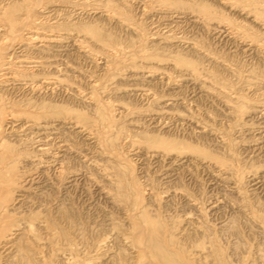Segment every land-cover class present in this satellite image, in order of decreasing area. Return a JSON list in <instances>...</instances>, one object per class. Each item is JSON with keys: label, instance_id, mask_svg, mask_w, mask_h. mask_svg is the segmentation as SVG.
Wrapping results in <instances>:
<instances>
[{"label": "bare ground", "instance_id": "bare-ground-1", "mask_svg": "<svg viewBox=\"0 0 264 264\" xmlns=\"http://www.w3.org/2000/svg\"><path fill=\"white\" fill-rule=\"evenodd\" d=\"M58 1L62 3V0H49V3L58 2ZM159 1L158 2L162 6V8H163V6H166V7L168 6L169 10H165V12L168 11V12L172 13L170 10H172L174 8L178 9V10H185L188 7L192 8L193 12H196L197 14H199L197 18L198 19L201 18L200 21L202 23V26H204V24L205 25L208 24L209 23L208 21L211 19L212 20L214 18H216V20H217V18L220 19L219 15L216 14V11L218 9L214 8V9H217V10H214L212 8L213 6L211 4H208L209 2L207 3L203 0L202 1H197V0L194 1L193 0V2L191 1L190 3L179 1V0H159ZM229 1H231V0H229ZM63 2H65L66 8L65 9L63 8L62 10L60 8L47 10L45 7L46 11H48L49 14L50 13H53V15L56 14L54 16V18L59 16L58 17L59 20L62 19L61 21H57V22L55 21L54 24L48 23L49 25L45 26L44 24H42L41 21L38 20L39 17L37 16V14H35V12L32 8L33 5L37 6L36 4L38 2L33 3L32 0H0V77L3 74H5V75L11 74V76L7 77L8 79H6V77H5L6 81H3L2 83H1V79H3L4 77L0 79V87L2 88V86H5L6 83H8V84L10 83V84H14V86H16L15 88L18 89V92L22 91L20 93V97L18 98L16 96V99H14V100L12 99V101L7 100L5 98V95H4L5 92L3 93L2 91H0V264H264V253L261 255L258 254V256L255 259H254V257H255L256 253H254L253 259L252 258L247 259L244 256L242 257V255L239 254V248L240 249L242 248V243H244L245 241L239 239L241 242V245H239V242H238L239 240H237V242H236V240H234V241H231V239L229 240V237L232 235H234V237H235V235L237 234L238 238L240 237V235H242V234L238 235L239 231H237V230H239V229H237L236 227H233L232 224L229 226L228 222L227 223L225 222L226 224L223 223L220 226L217 225V229H216L215 226H213L210 223V221L208 222L204 218L205 217L204 216L205 208L203 211V209L200 208L201 206H199V205L196 206V202L194 201L193 198H191L192 195L190 197L187 193L184 195L182 194L183 198L185 200V204L189 205L190 207L195 209L196 213L193 212L192 215L190 213L189 214L187 213V215H184L183 217L179 216V215H177V216L172 215V213L171 214H167V213L162 214L160 212V209L162 212L166 211V209L168 210L169 207L167 208V206L169 205L170 200L167 199V200H165L164 203L162 201H160V199H159L160 196H158L159 193L157 194V192H155L157 189L153 192L152 191L153 187H151L152 190L148 194L147 197L143 196L145 193L143 190V185L141 183H143V181H145L147 178L149 179V177H145L146 179L143 178L144 180L140 182L138 179L139 177L137 178L135 176L134 171L132 169V166L130 163L131 159H129L128 154L125 156V154H123L122 149H121V141H123V139L126 140L127 138L130 137L131 139H129L130 140L129 141V147L136 144L137 145L136 148L140 147L141 150H143L145 152V155H147L148 153H153L154 155H156L154 159H156V158H158L159 160L160 159H163V160L168 159L169 160V163H168L169 167L166 168L167 171L166 172L164 171L165 166L163 168L164 169L163 171L165 172L164 173L165 175L164 174L163 175L166 178H168L171 175L170 171H169L170 168H171L170 170H173V167L175 166L176 171L180 170L179 167L183 165L185 160H186V163H188L189 160L191 161V163H193L192 162V159H193V160H195L194 162L196 164L200 163V167L202 164L203 167L208 168L207 170H209V168H210L212 171V168H213L215 173H213V172L212 173L214 175L216 174L215 176L222 177L220 180H223L226 184L228 183V185L232 184L233 188L235 190H237V194L239 197L237 196V194H236V197L240 198V201H241V204H240V206H238L237 210L244 212L245 210L247 211V209H246L248 207L247 202L250 201V200L247 201L249 194H245L244 190H243V187L245 186L244 179L246 177L244 178L243 175H241V172H243V171L239 172L240 167L238 168V166L241 164L238 165L237 164L238 162L236 161L237 163L234 162V164H235L234 165L233 163H229L227 161V157H229V155L231 157V155L233 154V153H231V151L233 149L230 147L236 146V144H237L236 140L237 139L235 140L236 141L235 142L234 140H232L233 138L227 137L228 143H227V141H225V142L227 145L229 144L231 154H229V155L227 154L228 156L225 159L224 157L222 158V156H223V154H225L227 152L224 153V151L222 150L221 152H223V154H222V156H219V155L215 154L214 152L207 150L208 148L204 149L205 147L202 148V146L199 147V146H196V144L194 145L192 143V141H191V143H192L191 144L188 141V139L185 140L184 138L181 139V138H176V136H168V134L167 135L164 134L165 128L163 129L164 130L163 133L161 131H159V133H155L156 131H154V132L150 131L149 132L147 130H140V132H138L137 129H140L141 128L140 127V128L136 129L137 133H136V135L134 133L135 137H132V135H130V133L128 132V129L130 127H127V126L130 125V126L135 127V128L139 127L140 124L137 126V123L139 121L137 120V122H136V119H135L136 117L134 118L135 121H133L132 115L133 114L134 115L136 114V116L140 115V113L143 112V110L141 111V108H140V111H141L140 112L138 110H134V108L137 109V107L132 108V106H129L128 103H129L130 99L129 100L126 99L128 102L124 103V99L122 101L120 98H118L120 100H117L116 98L121 97V95L124 96V95H130V94L132 96H135V95H133V93L135 94V92H138V91L141 92L143 95H147V94L149 95L150 92H152V93L156 92V91L153 92V90L151 91V88L145 87L146 85L144 86L143 82H141L142 87H138L139 86L138 84L140 83V81H144L146 83H149L150 82L149 80H152V76L154 75L156 70L157 69L159 70V68L155 69V66H157V64H160L161 62L163 63L164 61H166V62L168 61V63H169L171 61L172 63H174L175 67H179V70H180V68H182V70L183 69L186 70V76L187 77L189 76L191 78L189 80L190 81L192 80L194 82V84L196 83L195 85H199L198 90L201 89V92L204 91L206 94V93H208L207 90L211 89L212 92H214L218 95V96L216 95L217 98H219L220 96H221V98L225 97V99H223V101L226 104L228 110H231V111H229V113L231 112V114H232L231 116H234L236 118V122L243 121L245 119L244 117H246L247 115L248 116L249 115L258 116L259 118H261V120H263L262 118H264V107H263L264 104L260 105L259 102H258V104H257V102L256 103L247 102L245 100V98L240 96V95H233L231 97L227 96L229 93V91H226L227 85L224 82L220 81L221 79H219V77L216 76L217 74L216 75L211 74V73L209 74L208 72H207V74H205V72H203V70H202V69H204L201 67V66H204V65H201L202 60L204 58L207 61L209 60L208 50H207V54H208V56H207L204 53L206 50L203 48L201 50V47L197 44V42L194 39H190V38L189 39L185 38L186 40H183V38L179 39L174 34L172 35V32L169 33L171 28L169 27L170 28L169 29L165 25H164L165 28L169 29L167 31L166 35L163 34V36H159V34L157 32L155 34L156 35L158 34L157 35L158 38L156 36H154L157 40L156 39L154 40V38L152 37L153 40L152 39L151 40L153 42L150 40L147 41V42L153 43L150 48L148 47V45L147 46L141 45V47L139 49L136 48L137 50H135L134 52L132 51L128 55V57H129V58L127 57L128 59H126V56H124L125 58L123 57L124 58L123 59L121 57V55L123 54L122 50H123L124 45H122V43L119 42V39L117 38V36L113 32H111L105 28V25H106V23H107V25L109 24L108 21L113 20L114 23L116 22V24H119L118 26H120V28H121V26H123V28H124V26H126L127 29L131 28L130 16L128 15L127 10H125V9H127L126 7L128 5L127 4L128 0H63ZM248 2H249V0H248ZM251 3H252V7L250 8V11L255 13V18H257V19L260 18L261 20L264 21V8L262 9L257 5L258 1L251 0ZM260 3L261 2H259V4ZM262 4H263V2H262ZM172 5L173 6L176 5L179 7L177 8L174 6L172 8ZM246 5H248V4H246ZM87 10L97 11L95 13H99L100 15L97 16L96 18L97 19L99 18L103 21L107 20V22L104 21V22H106V23H104L101 20H100L101 21L100 22L99 20H96V18L94 16H92L93 17L92 19H90L91 18V16H90V18L88 20H84L83 19L84 17L82 18V16L84 15L85 12H87ZM46 11H44V13ZM55 11H57V13H55ZM62 12L65 15L60 16L59 14ZM165 12L163 10V13H165ZM174 12H176V11H174ZM196 13H194V14H196ZM45 15L47 16V13H45ZM88 15H89V13H88ZM187 15H188V13H187ZM168 17H167V19H168ZM170 17L172 18V16H170ZM46 18H48V17H46ZM40 19L42 20L43 17ZM198 19L195 18L194 22L195 23L200 22ZM162 21L167 22L165 20H162ZM172 23L173 22H171L170 25H172ZM161 24H159V25H161ZM219 24H220V22H219ZM207 27H208V25H207ZM165 28H163V29H165ZM156 29H158V28L156 27ZM27 30H30V31L26 32L27 36L26 37L23 36L24 37L23 38L21 33L24 31H27ZM37 30H42V32L45 34L41 36L37 32L36 33L33 32V31H37ZM43 30H45V32ZM52 31H54L56 34H54V33L53 34L52 33L46 34V32H52ZM133 31H135V34L137 36H139V33H138L139 30L137 31V29L135 28ZM156 31H158V30H156ZM163 33H165V32H163ZM140 35H141V32H140ZM153 35L154 34H152V36ZM17 39L18 40L20 39L21 41H16ZM137 39L141 40L143 38L139 39L137 37ZM64 41L72 42L71 45L74 46L75 50H77V51H75V50H72V51H75L76 53L80 52V54L84 57L94 56L95 52H94V48H92L93 46H95V47L97 46L100 48V49L99 48H97V49H99L101 54L103 55V56L101 55L103 60H104L103 65H105V67L104 66L103 67L106 68V71L109 72V74L104 73L106 71L103 72V74H108L107 75L108 77H106V79L103 78V80H104L103 85L100 84L101 86L98 87V85H96V83H95L94 85H91V87H89L90 85L88 84L89 86H87V87L91 88V91L88 93V91L86 90L87 91V93H86L84 91L85 86H84V89L82 88L83 90L79 86L81 89V91H80V89H77V84L75 86L74 83H72V81L70 83H67L70 80H68L67 82L65 81L67 78L74 76V75H71V76L67 75L66 79H64L65 77L63 79L60 77V74H58V73H60L62 71L61 70L62 67L60 68V65H58L59 67H56L57 65L53 66L55 64V62H54V60L53 61H51V60L54 59L55 56L53 58H51L50 55L52 54V50H51L50 45L47 43H55L57 45V44L63 43ZM172 41L175 42L176 44H178L179 46L182 44H184V45L186 44L185 46L187 49L185 51H189L191 53L196 54L197 56L200 57L201 61L197 60L199 58H196V59H194V57L190 58L191 57L190 54H188V55H190L188 57L185 52H184L185 54L183 53V51L182 52L181 51H176V52L172 51V52L168 53L170 48H167L168 50H166L165 48L168 45H170V43H172ZM15 42L19 43V45H20L19 49L22 48L21 52L35 53V54H38V56L42 55L41 56L42 58L41 57L38 58L37 56L31 55V53H30V55H27L26 57L24 56V59L23 58L19 59L20 57L18 58L16 56H14L16 53L14 51L15 49L14 50L12 49L13 46L15 45L14 44ZM130 42H131L130 44L132 45L133 43H136L137 41L134 42L132 40ZM139 42L141 43L143 41H139ZM64 43H66V42H64ZM123 44H124V42H123ZM130 44H129V47H130ZM258 44H256V45H258ZM16 45H17V43H16ZM65 45H62L60 47H63ZM69 45H70V43H69ZM71 45H70V47H71ZM259 45L257 47H259ZM57 46H59V45H57ZM57 46L55 48H57ZM67 46H68V44H67ZM172 46H175V45H172ZM53 47H54V45H53ZM66 47H63V48H65L64 52H65V50L67 51L69 49V48L67 49ZM129 47H127V48H129ZM132 48H131V50H132ZM57 49H60V48H57ZM125 49H126V47H125ZM171 49H173V47ZM179 49H177V50H179ZM247 49H249V48H247ZM104 50H106V52H104ZM165 50L167 52H165ZM203 50H205V51L203 52ZM68 51H70V50H68ZM95 51H97V50H95ZM108 51H110V52L108 53ZM19 52H20V50H19ZM27 53H25V55ZM44 53L47 54L46 55L47 57H45ZM22 56H23V54H22ZM56 56H57V53H56ZM119 56L121 59H119ZM13 57L15 59H17L16 62H18V64H20V65L22 64L21 66L20 65L18 66V67H22L21 69L19 68L18 70H16V69L14 70L12 68L13 70H11V64H13L11 62H13V61L10 62V58L13 59ZM55 58L57 59L58 56ZM61 59H63V58H60V60ZM63 60H65V57ZM219 60H218V62H219ZM59 61H56V62H59ZM16 62H14V64ZM63 62L66 65L68 63V62L66 63L65 61H63ZM145 62L149 63V65L150 64H156V65L150 66V67L149 66L142 67V69H145V70L139 71L138 68L139 69L141 68L139 63H145ZM166 62H164V63H166ZM60 63H61V61H60ZM204 63H205V61H204ZM163 64H161V65L163 66ZM214 64H215V62H214ZM15 65H14V68H15ZM63 65L64 64H61V66H63ZM66 65L64 66V69L69 71V69H67L68 66L66 67ZM161 65H159V66L161 67ZM215 65H217V64H215ZM36 66H39L43 73L38 71L40 73L39 74L38 72H34V70L33 71L30 70L31 68H33V67L35 68ZM50 66H53L54 68H51ZM18 67L16 66V68H18ZM49 68H51L53 70L51 71ZM69 68H72V66ZM73 68H75V66H73ZM76 68H78V67H76ZM165 68H166V66L163 68L164 72L167 69V68L166 69ZM46 69H49L50 71H47ZM169 69L170 68L168 67V70H167L168 72H169ZM161 70L162 69H160V71ZM182 70H180V71L183 72ZM70 71L76 72V69H73ZM160 71H158V72L160 73ZM255 71H256V69H255ZM64 72H67V71H64ZM161 73H163V72H161ZM178 73H180V72H178ZM248 73H250V74H248L247 76L245 75L243 77V80H242L246 86L248 85V86L257 87L258 85H260V86L263 85V87H264V79L263 78L261 79V77L259 78L257 76V74H256L257 71L254 74H253V70H251V72H248ZM174 74H175V72H174ZM260 74H261V72H260ZM40 75H41V78H38V77H40ZM169 75L171 76V73ZM77 76H78V74H77ZM103 76H106V75H103ZM122 76H125V78L127 80L129 78H131L129 80H136L135 82H137V80H138L139 82H137L136 85L134 83L130 84V85L128 84L127 85L128 88L125 87V89H123L124 85L123 86L121 85L122 87H118V86H120L121 81L119 82L120 84L118 86H117V82H116L117 81L116 79H119V80L124 79V77H122ZM170 76H168V78ZM186 76H184V77H186ZM75 77H76V75H75ZM171 77L169 79H171ZM177 77H179V76H177ZM180 77L186 81L187 77L186 78H184L183 76H180ZM153 79H155V78H153ZM159 79H163V78H158V81H159ZM71 80L74 81V79H71ZM95 80H97V79H95ZM156 80H153V81H156ZM99 81H102V79H99ZM171 81L174 82V80H171ZM171 81H170V83H172ZM206 81H208L212 85V87L209 88L208 86H206L205 85ZM96 82H97V84L100 83V82L98 83V80ZM123 82H125V81H123ZM187 82H188V80H187ZM155 83H158V82H155ZM182 83H184V82L182 81ZM189 84L192 85L191 83H189ZM174 85H175V82H174ZM174 85H172V86H174ZM177 85H178V83H177ZM154 87H152V88L155 89ZM192 87H193V85H192ZM9 88H11V87H9ZM9 88H6V89H9ZM13 88L14 87H12V89ZM96 88L100 89L99 91H101V93L103 95L102 96L103 99L101 96H100L101 98H99V96L97 95ZM172 88L174 89V87H172ZM194 88L196 89L197 87H194ZM204 88H206L207 90ZM3 89H4V87H3ZM6 89H4V91ZM175 89L178 92L177 86L175 87ZM224 89L226 92H228L227 95H225L226 92H223ZM25 92H27V93H25ZM47 92H50L49 93L50 96L58 95V92L59 93L64 92L65 94H68L69 99H71L72 102L77 101V102H82L83 105L84 104H87V105L83 106L85 108L84 109L83 107L79 106L80 104L78 105L80 108L74 107L75 105H73V103H72V105L67 104L64 101L62 102V99H58V100H60V102H58V100H54L53 97L51 98L49 95L46 96ZM84 92H85V94H84ZM10 93H11V91H10ZM41 93H43L45 95L42 96L43 94H41ZM152 93H150V94H152ZM6 94H8V93H6ZM11 94H10V97H11ZM156 94H158V93H156ZM156 94H152L153 96H148V98L150 97L152 100V103L154 102L156 106H160V105L162 106V104L164 105L166 102L168 103L169 100H170V104H171V100L173 102V99H169V100L167 99L166 101H164L165 96L161 97L162 94L160 95V97L163 99V102H160L162 99L160 100L158 97H155L154 95H156ZM172 94H171L172 97L176 96L174 94H173L174 95L173 96ZM175 94H176V92H175ZM213 94H212V96H214ZM14 95L12 94V96H14ZM65 97H66V95H65ZM127 97H125V98H127ZM113 98H115V100H113ZM140 98H141V96H140ZM167 98H169V97H167ZM210 98H213V97H210ZM144 99H146V98L144 97ZM174 100H176V98ZM66 102H68V101H66ZM70 102H68V103H70ZM114 102H116V103H114ZM174 103H172V104H174ZM178 103L180 104V102H178ZM167 105H169V103ZM169 106H172V105H169ZM116 107L118 108L116 110L121 109L122 112L128 113L127 115H131V116H127L124 114L120 115L121 112H120V114H118L120 116H117L115 113ZM164 107L165 106H163V108ZM148 108H150V107H148ZM148 108H145V112H146V109H148ZM138 109H139V106H138ZM151 109H152V107H151ZM170 109H172V108H170ZM164 110H165L164 112H166L168 109L166 110V108H165ZM149 111H150V109H149ZM159 111H160V114L163 113L162 107ZM168 111H170V110H168ZM177 111H179V110H177ZM177 111H176V114H177ZM145 112H143V113H145ZM146 113H148V110ZM150 113H151V111H150ZM152 113H153V111H152ZM183 113H186V112H183ZM183 113L182 114L180 113V114L184 115ZM153 114L152 115L150 114V119L157 120L156 115L158 116V114L157 113L155 115H153ZM174 114H175V109H174ZM172 115L173 114H171V116ZM7 116L9 119L8 123L11 124L10 127L12 128V129L11 128L10 129L13 132V133H11L13 135L12 138L18 137L17 139L14 138V140H11V139H9L10 138L9 136H11V135H9L10 133L8 134L9 135L8 136L9 138H8L2 132L5 129L4 128L5 125L3 126L2 123H5V121H6L3 118L6 119ZM9 116H10V118H9ZM162 116H163V114L159 115L160 118H163ZM174 117H176V116H174ZM174 117H172V118H174ZM138 118H139V116H138ZM178 118L181 119L182 117L180 118L178 116ZM184 118H186V117H184ZM140 119H141V117H140ZM146 119H147V117H146ZM150 119L148 121H150ZM143 120L145 121L144 118H143ZM169 120H168V122H171ZM234 120L235 119H233V121ZM160 121H161V119H160ZM151 122H152V120H151ZM162 122L163 121H161V123ZM165 122H167V121H165ZM243 122H247V121H243ZM253 122H254V120H253ZM145 123L146 122H144V124ZM158 123H160V122L158 121ZM236 124L238 125V123H236ZM236 124H234V125H236ZM239 124H241V123H239ZM234 125H232V126H234ZM250 125H252V124L250 123ZM2 126L4 128L3 130H2ZM6 126H8V124ZM241 126H242V128L240 126H237V127H240L241 129H243V125H241ZM244 126L246 127V125H244ZM256 126L257 125H255V128H257L256 130H259V131L262 130L261 132H264V125L259 124L258 127H256ZM235 127H233V128H235ZM248 127L250 128V126H248ZM149 128H150V126H149ZM149 128H148V130H149ZM162 128H163V126H162ZM203 128H205V127H203ZM253 128H251V130H253ZM239 129L236 130V128H235L236 132H239L242 134L244 131L240 132ZM133 130H134V128H133ZM133 130H131L132 133H133ZM136 130H135V132H136ZM151 130H154V129L151 128ZM199 130H200V128H199ZM201 131H203V130H201ZM233 131L234 130L232 129L231 133ZM169 132H170V130H169ZM206 132H207V130H206ZM2 133H3V135H2ZM66 133H72L74 136L82 137V138H84V140L91 141V143H93V145L99 146L100 152H98L97 154L104 153L107 155L104 158L103 157L104 155L100 154V155H103L102 156L104 158L103 163H102V161L100 163V161H98L97 159L94 160V157L92 159L91 155H90L91 157L89 156L90 157L89 158L88 156L86 157L83 154V152L82 153L78 152V151L82 150L80 148L77 149L78 151H75L74 149H72L73 145L75 143L70 146L71 142L69 141V139L67 141V139L65 138ZM165 133H166V131H165ZM201 133H203V132H201ZM251 133H252V131H251ZM247 134H248V132H247ZM68 135H70V134H68ZM263 135L264 134H262L261 137H263ZM40 136H42L43 139L44 138L46 139V137H48L47 139L53 140V142L51 140L50 141L52 142V146H54V148H56L55 150H57L56 153L54 152L55 154L49 155L50 149H51L50 144L47 147L48 143L47 142H46L47 144L44 143L46 140L40 141L39 139H36V137L40 138ZM63 136H65V137H63ZM258 136H260V135H258ZM49 137H51V138H49ZM75 138H73L74 139L73 142L76 140ZM227 138H225V139H227ZM235 138H237V137H235ZM229 139L232 141H230ZM70 140H72V139H70ZM216 140H218V139L216 138ZM254 140H255V138H254ZM254 140L251 141L252 144L254 143ZM258 140H259V138H258ZM260 140H261V142H263L262 139H260ZM260 140L258 142H260ZM47 141H49V140H47ZM77 141H78V138H77ZM238 141H241V140H238ZM67 142H70V143H67ZM219 142H222V141H219ZM214 143H216V141ZM255 143H257V142H255ZM80 144H78V146L75 145V149L77 147H80L81 146ZM130 144H131V146H130ZM218 144L221 145L220 143L217 142V145ZM223 144L224 143H222V146L225 145V144L224 145ZM254 145H256V144H254ZM29 147H31L32 151H29L30 150ZM215 147H217V146H215ZM132 148L135 149L134 147H132ZM223 148H225V147H223ZM223 148H221V149H223ZM257 148H255V149L252 148V149L256 150ZM260 148H261V146H260ZM260 148H259V150H261ZM95 150H97V149H95ZM141 150L140 151L138 150V151L141 152ZM52 151H53V149H52ZM59 152H61L62 154L61 153L59 154ZM57 153L59 155H57ZM133 153H135V151ZM45 154H46V157H48L49 161L47 160V158L45 160L48 162H51V164H53L52 166H54V165L56 166L55 168L62 175L63 181L66 180L65 182L70 183L73 181V179L77 175H79V174H76L75 172L73 173L74 170H77L76 172H78L79 169H74L71 172L69 170H71L73 166L70 169H68L69 167L66 166V164L69 165L71 162H73L72 160L76 159L75 162L77 160H79L78 162L87 164L86 168L89 166L91 171L92 170L98 171L99 175H100L99 177L101 178V181L103 180L105 182V184H103L104 187L101 188V192H103L105 197L107 199H109V201L112 202V204L115 206V208H118V210L120 209L123 211V213L126 215L125 218L127 217L126 223H123V220L125 219L124 217H123V220L121 218H119L122 220V223H121V220H118V221L116 220V222H114L112 219L115 220V217L112 218L111 217L112 215L109 214L110 216L108 219L110 220V223H109V220H107L109 224L105 223L108 225H107V227L104 225L105 230L102 229V230H104V232L102 233V236H101V233L99 234L101 238L100 239L97 238L98 240L93 238L96 241L93 240L94 242H90V246H87V248H89L90 250L86 249L88 251L85 250L86 251L85 254H82V253H84V251H83L84 248L82 249V247L79 246V244H81V243L80 242L78 243L76 240L75 241L72 240V237H70V234H71L70 229L73 228L72 226H74V225H72V224H74V223H71L72 221H70L71 217L69 215L70 211H68V209L66 207L67 203H65V201H64V203H65L64 204L60 200V202L58 204L56 203V205H54V203L56 201L53 203V205H54L53 208H50V207L48 208L45 205H44L45 208H39V207H42L41 204L43 203V202L42 203L38 202V204H40V205H36V202L39 200L38 198H40V197L38 196L37 197L38 200L36 199L37 201L35 202L34 199L28 197L27 194H25L27 192H26V190L23 189L22 181H20L24 178L23 175L25 173L23 170H22L23 175H22V173L20 175L18 173L21 169L20 162L23 159L22 157L25 158V156H28L29 158H31L32 160L31 159H29V160H31L33 162L32 163L33 165L38 167L35 169L39 170V166H41L42 164L45 163V161L43 160L44 158H41L42 155L44 157ZM129 154H131V153H129ZM145 155H144V157H146ZM234 156H235L234 158L237 157L235 153H234ZM152 157H154V156L152 155ZM189 157H190V159H189ZM232 157H233V155H232ZM25 159H24V161H25ZM154 159L152 160V162L154 161ZM248 159H247V161H248ZM26 160H28V158ZM159 160H156V161L159 162ZM205 160H207V161H205ZM233 161H235V159ZM160 162H159V164H160ZM164 162H162V165ZM165 163H167V162H165ZM208 164L210 165V167ZM245 164H248V163H245ZM18 165H20L19 169L17 168ZM176 165L179 167H177ZM192 165L194 166L195 164L193 163ZM250 165H253V164H250V162H249V168H250ZM44 166L47 167V163H46V165H43V167ZM184 166H187L186 167V171H187V168L189 165H184ZM243 166H245V165H243ZM194 167H192V168H194ZM197 167H198V165L196 166V168ZM259 167H261V166L259 165ZM82 168H83V166H82ZM177 168H179V169H177ZM242 168H244V167H242ZM255 168L256 167L252 168L253 171L255 170ZM257 168H256V170H257ZM81 169L79 170L80 172H78V173H81ZM184 169H185V167H184ZM252 169H251V171H252ZM17 170H19V171H17ZM41 170H43V169H41ZM188 170H189V168H188ZM191 170L192 169H190V171ZM207 170H206V172H207ZM183 171H185V170H182V172ZM204 171L205 170H203V172ZM25 172H28V170ZM162 172H161V174H162ZM262 172H263V170H262ZM175 173L177 174V172H174V175H175ZM263 173H261V177H263L262 176ZM27 174L29 175V173H27ZM32 174H34V173H32ZM32 174H31V176H32ZM178 174H179V172H178ZM210 174H211V172H210ZM21 175H22V177L20 178ZM26 176L27 175L25 174V177ZM164 176H163V179H166V178H164ZM70 177H74V178L72 180H67V179H70ZM177 178L178 177H176V179ZM148 179H147V182H148ZM159 179H162V178L160 177ZM168 179H167V181H168ZM151 180H152V178H151ZM250 180L254 181L252 178ZM258 180H259V178H258ZM25 181H27V180H25ZM35 181H37V180H35ZM155 181H157V180H155ZM167 181H166V184H167ZM31 182H33V180ZM75 182H76V180L73 182V184ZM147 182H146V184H148ZM224 182L222 184L223 186H224ZM259 182H257V184ZM262 182H263V180H262ZM23 183H26V182H23ZM150 185L152 186V184H150ZM150 185H148V186L150 187ZM228 185H226V186H228ZM43 186L44 185H42V187ZM33 187L36 188V186H33ZM33 187H30V189ZM69 187H71V186L69 185ZM147 188H146V190H147ZM155 188H156V186H155ZM30 189H29L28 193L30 192ZM234 189H232V191H234ZM39 190L41 191V193L45 191V189H44V191H42L43 188H42V190L39 188ZM167 190L168 189H166L164 191L166 192ZM17 192H19V193H17ZM33 192L34 191H32V193ZM165 192H163V193H165ZM172 192H175V191H172ZM176 192H177V190H176ZM166 194H167V192H166ZM167 195H169V194H167ZM246 195H248V196L246 197ZM30 196L33 197V195H30ZM175 196H176V194H175ZM224 196H225V194H224ZM171 197L173 200L174 196L171 195ZM236 197L235 198L233 197V198L235 200H237ZM252 197H254V196H252ZM227 198H228V196H227ZM234 199H232V200H234ZM250 199H251V196H250ZM40 200H42V198ZM14 201H16V202H14ZM57 201H59V200H57ZM145 201H146V203H149V204H146ZM212 202L214 204L216 203V201H212ZM213 203H211V204L213 205ZM234 203H233V206L237 207L234 205ZM109 204H111V203L109 202ZM172 204H174V203H172ZM237 204H238V202H237ZM251 204H250V206H251ZM216 206L218 207V205H216ZM210 207H209V210L211 209ZM213 207H214V205H213ZM231 208H233V207H231ZM255 209H254V211L253 210L249 211L250 210V208H249V210H248L249 212L248 213L245 212L247 214V216L246 215L245 216L252 218L253 220L254 219H260V221H262L264 219V217L262 219V216L264 213L262 214L260 212L262 215L261 216V215H259V213L257 214L255 212ZM189 210H188V212H191V209H189ZM220 210H222V209H220ZM211 211H212V209H211ZM207 212H206V216L208 214ZM213 212H212V214H213ZM220 213H222V212H220ZM209 215H210V213L208 214V216ZM241 215H243V214H241ZM236 216H237V214H236ZM102 217H105V216H102ZM221 218H222V216H221ZM221 218H219V219H221ZM106 219L107 218L105 217V219L102 220V222L105 221ZM215 219L216 218H214V220ZM225 219L226 218H224V220ZM226 220L228 221V219H226ZM234 220H235V218H234ZM234 220L232 219V221H230V220L229 221L233 222ZM119 221H120V223H117ZM244 221L246 222L249 220H247V218H244ZM61 222H64V224L66 222V224L64 225ZM68 222H69V224H68ZM217 222H220V220H218ZM246 223H248V222H246ZM246 223L243 222L242 224L245 225ZM102 224H104V223H102ZM102 224H100V225H102ZM233 224H235V223L233 222ZM263 224H264V221H263ZM263 224H261L262 227H263ZM215 225H216V223H215ZM247 225L250 226L252 224L250 223ZM241 227H240V229H241ZM248 228H249L248 230H250V228H252V227L250 226ZM73 229H75V228H73ZM98 229H100V227ZM106 229H107V232H106ZM255 229L256 228H254V231H257ZM102 230H101V232H102ZM241 230H243V228ZM91 231H92V228H91ZM250 231H252V230H250ZM77 232L79 233V236H80L79 239L82 238L81 232L79 230H77ZM257 232H259V231H257ZM263 232H261V233H263ZM227 233H229V235L230 234H232V235H230V236L228 235V237H226ZM261 233H260V237L262 235ZM251 234H252V232H251ZM71 236H72V234H71ZM97 236H98V234H97ZM80 240H82V239H80ZM83 240H86V239L84 238ZM242 241H244V242H242ZM263 242H264V240H263ZM81 245H83V244H81ZM243 246L245 248H247L246 245L243 244ZM256 246H258V245L256 244ZM244 247H243V250H245ZM258 248L261 249V247H259V246H258ZM251 249H252V247H251ZM262 250H263V248H262ZM247 251H246V254H247ZM252 252H250V253H252ZM256 252H257V248H256ZM243 253H244V251H243ZM250 253H248V254H250Z\"/></svg>", "mask_w": 264, "mask_h": 264}, {"label": "rangeland", "instance_id": "rangeland-1", "mask_svg": "<svg viewBox=\"0 0 264 264\" xmlns=\"http://www.w3.org/2000/svg\"><path fill=\"white\" fill-rule=\"evenodd\" d=\"M159 0H128V2H127V9H125V10H127V12H128V15L130 16V26H131V28H128L127 29V27L126 26H124V28H123V26H121V28H120V26H118L119 24H116V22L114 23V21L112 20V21H108L109 22V24L107 25V20H104V21H106V22H104L103 20H101V19H97L96 17L97 16H99L100 14L99 13H95V12H97V11H89V10H87V12L89 13V15H88V13L87 12H85L84 13V15L82 16V18L84 19V20H88L89 18H90V16H91V18L90 19H92L93 17L92 16H94L95 18H96V20H101L102 22H104V23H106V25H105V28L107 29V30H109V31H111V32H113L116 36H117V38L119 39V42H121L122 43V45H124L125 47H126V49H125V47L123 46V50H122V52H123V54L121 55V57L123 58L124 56H126V59H128L129 57H128V55L133 51H135V50H137L136 48H140L141 47V45L143 46V45H145V46H147L148 45V47L150 48L151 46H152V37L154 38V40L156 39L154 36H156L157 37V35L159 34V36H163V34H165L166 35V33H167V31L171 28V30H170V32L169 33H171L172 32V35L174 34L176 37H178L179 39H182L183 38V40H186L187 38L189 39H194L196 42H197V44L201 47V50H202V48L203 49H205V50H203V52L208 56V54H209V62L207 61V60H205V58L203 59L204 61H205V63H204V61L202 60V62H201V65H204V66H201L202 68H204V69H202L203 70V72H205V74H207V72L210 74H214V75H216L217 77H219V79H221L220 81H222V82H224L226 85H227V89H226V91H229V93L228 92H226L225 91V89L223 90V92H226L225 93V95H227V93H228V95L227 96H229V97H231V96H233V95H240V96H242V97H244L245 98V100L247 101V102H250V103H256L257 102V104H258V102H259V104L260 105H262V104H264V87H263V85H258L257 87H253V86H246L245 84H244V82L242 81L243 80V77L246 75H248V74H250V73H248V72H251V70H253V74L257 71V76L260 78L261 77V79L263 78L264 79V21L263 20H261L260 18L259 19H257V18H255V13H253L252 11H250V8L252 7V3H251V0H249V2H248V0H231V1H229V0H203V1H205V2H209L208 4H211L213 7V9L214 8H217V9H214V10H217L216 11V14H218L219 15V18L220 19H218L217 18V20H216V18H214L213 20L211 19V20H209L208 22V24H204V26H202V23H201V21H200V19L201 18H197L198 17V15L199 14H197L196 12H193V10H192V8H186L185 10H178V9H172V10H170L172 13H170V12H168V11H166L165 12V10H169V8H168V6L166 7V6H163V8H162V6L159 4V2H158ZM179 1H183V2H193V0H179ZM194 1H196V0H194ZM197 1H202V0H197ZM236 1V2H235ZM241 1V2H240ZM244 1V2H243ZM255 1H258V3H257V5L260 7V8H264L263 6H264V0H255ZM32 2L34 3V2H38L36 5L37 6H32V8H33V10H34V12H35V14H37V16L39 17V21H41L42 22V24H44L45 26H47V25H49V24H54L55 23V21L57 22V21H61V20H59V16L58 17H55L54 18V16L56 15V14H54L53 15V13H50L49 14V12L48 11H46V9L47 10H51V9H65L66 8V4H65V2H63V0H62V3L61 2H51V3H49V0H32ZM253 2V1H252ZM259 2H261L260 4H259ZM262 2H263V4H262ZM236 3V4H235ZM251 3V4H250ZM57 4V5H56ZM246 4H248V5H246ZM244 5V6H243ZM161 6V7H160ZM175 7H179V6H176V5H174ZM173 5H172V8L174 7ZM45 7H46V9H45ZM160 8V9H159ZM159 12H158V11ZM163 10H164V12L165 13H163ZM178 10V11H177ZM191 10V11H190ZM44 11H46L45 13H47V16L45 15V13H44ZM155 11V12H154ZM174 11H176V12H174ZM168 12V13H167ZM55 13H57V11H55ZM163 13V14H162ZM182 13V14H181ZM187 13H188V15H187ZM194 13H196V14H194ZM252 13V14H251ZM52 14V15H51ZM91 14V15H90ZM166 16H165V15ZM181 14V15H180ZM43 15V16H42ZM45 15V16H44ZM60 16H63V15H65L63 12L62 13H60L59 14ZM41 16V17H40ZM51 16V17H50ZM169 16V17H168ZM170 16H172V18L170 17ZM179 16V17H178ZM181 16V17H180ZM221 16V17H220ZM43 17V19L41 20L40 18H42ZM46 17H48V18H46ZM159 17V18H158ZM166 17V18H165ZM167 17H168V19H167ZM200 17V16H199ZM45 18V19H44ZM52 18V19H51ZM54 18V19H53ZM94 18V19H95ZM161 18V19H160ZM195 18L196 19H198L200 22H194V20H195ZM167 19V20H166ZM158 20V21H157ZM162 20H165V21H167V22H164V21H162ZM169 20V21H168ZM100 21V22H101ZM262 21V22H261ZM47 22V23H46ZM113 22V23H112ZM158 24H157V23ZM171 22H173L172 23V25H170L171 24ZM219 22H220V24H219ZM49 23V24H48ZM111 23V24H110ZM162 23V24H161ZM167 23V24H166ZM198 23V24H197ZM259 23V24H258ZM159 24H161V25H159ZM246 24V25H245ZM159 25V26H158ZM163 25V26H162ZM167 26V28H169V29H166L165 28V26ZM170 25V26H169ZM201 25V26H200ZM207 25H208V27H207ZM172 26V27H171ZM156 27L158 28V29H156ZM240 27V28H239ZM136 28L137 29V31L139 30L140 32H141V35H140V32L138 31V33H139V36H137L136 34H135V31H133L134 29ZM163 28H165V29H163ZM238 28V29H237ZM243 28V29H242ZM257 28V29H256ZM221 29V30H220ZM156 30H158V31H156ZM28 31H30V30H27V31H24V32H22L21 33V35H22V37L24 36V37H26L27 35H26V32H28ZM44 32H45V30H43ZM133 31V32H132ZM156 31V32H155ZM160 31V32H159ZM33 32H37L39 35H44L45 33H43L42 32V30H37V31H33ZM41 32V33H40ZM158 32V34L156 35L155 33H157ZM163 32H165V33H163ZM25 33V34H24ZM49 33H54V34H56L54 31H52V32H46V34H49ZM134 33V34H133ZM162 35H161V34ZM24 34V35H23ZM152 34H154L153 36H152ZM254 34V35H253ZM248 35V36H247ZM246 36V37H245ZM252 36V37H251ZM23 37V38H24ZM137 37L139 38V39H141V38H143V39H141V40H138L137 39ZM151 37V38H150ZM149 38V39H148ZM158 38V37H157ZM186 38V39H185ZM137 39V40H136ZM147 39V40H146ZM152 39V40H151ZM253 39V40H252ZM129 40V41H128ZM134 41V42H136V43H133L132 45L130 44L131 42L130 41ZM152 41V42H147V41ZM157 40V39H156ZM16 41H21L20 39L18 40H16ZM128 41V42H127ZM139 41H143V42H139ZM24 42V41H23ZM64 42H66V43H64ZM63 43H61V44H57V45H59V46H57L55 43H47V44H49L50 45V47H51V50H52V54L50 55L51 56V58H53L54 56L55 57H57L58 56V58L56 59L55 57H54V59H52L51 61H53L54 60V62H55V64L53 65V66H56V67H59L58 65H60V68H61V72L60 73H58V74H60V77L63 79L64 77V79H66L67 78V75L68 76H71V75H74V76H71V77H69V78H67L65 81L67 82L68 80H70L69 82H67V83H70L71 81H72V83H74V85L76 86V84H77V89H80V87H81V89L83 88L84 89V86H85V89H84V91L87 93V91H88V93L91 91V88H89V87H91V85H94L95 83H96V85H98V87H100L101 85H103L104 84V80H103V78L104 79H106V77H108L107 75L109 74V72L108 71H106V68H104L105 67V65H103L104 64V60H103V58H102V54H101V52H100V48L99 47H95V46H93L92 48H94V52H95V54H94V56H90V57H84V56H82L81 54H80V52H78V53H76L75 51H77V50H75V48H74V46H72L71 44H72V42H70V41H64ZM70 43V45H71V47H70V45H69V43ZM123 42H124V44H123ZM16 43H17V45H16ZM146 43V44H145ZM148 43V44H147ZM175 42H173L172 41V43H170V45H168L165 49L166 50H168L167 48H170L169 49V51H168V53H170V52H172V51H183V53L185 52L186 53V55L189 57L190 55H191V57L190 58H193L194 57V59H196V58H199V59H197V60H200L201 61V59H200V57L199 56H197L196 54H194V53H191V52H189V51H185L187 48H186V44L184 45V44H182V45H178V44H174ZM261 45H259V44ZM15 45L13 46V50L16 52L15 53V55L14 56H16V57H20L19 59H24V56L26 57L27 55H30V53L31 52H21V49L22 48H20L19 49V43L18 42H15L14 43ZM66 44V45H65ZM67 44H68V46H67ZM129 44H130V47L132 48V50H131V48L129 47ZM256 44H258L259 45V47H257L258 45H256ZM52 45V46H51ZM53 45H54V47H53ZM62 45H65V46H63V47H66L68 50H70V51H66L65 50V52H64V49L65 48H63V47H60V46H62ZM127 45V46H126ZM172 45H175V46H172ZM255 45V46H254ZM18 46V47H17ZM48 46V45H47ZM57 46V48H60V49H57V48H55ZM171 46V47H170ZM178 46V47H177ZM17 47V48H16ZM127 47H129V48H127ZM173 47V49H171ZM175 47V48H174ZM177 47V48H176ZM206 47V48H205ZM55 50H54V49ZM97 48H99V49H97ZM180 48V49H179ZM183 50H182V49ZM247 48H249V49H247ZM256 48V49H255ZM18 49V50H17ZM177 49H179V50H177ZM19 50H20V52H19ZM62 50V51H61ZM72 50H75V51H72ZM95 50H97V51H95ZM125 50V51H124ZM128 50V51H127ZM130 50V51H129ZM165 50V52H167ZM207 50H208V54H207ZM73 53H72V52ZM252 51V52H251ZM70 52V53H69ZM104 52H106V50H104ZM110 51H108V53H109ZM189 52V53H188ZM25 53H27L26 55H25ZM56 53H57V56H56ZM75 53V54H74ZM184 53V54H185ZM22 54H23V56H22ZM45 54V57H47L46 55V53H44ZM54 54V55H53ZM63 54V55H62ZM78 54V55H77ZM80 54V55H79ZM188 54H190V55H188ZM19 55V56H18ZM31 55H34V56H37L38 58L39 57H41L42 55H40V56H38V54H35V53H31ZM53 55V56H52ZM68 55V56H67ZM102 55V56H101ZM193 55V56H192ZM44 56V55H43ZM98 56V57H97ZM63 58L64 59V57H65V60H63V59H61L60 60V58ZM82 57V58H81ZM128 57V58H127ZM42 58V57H41ZM50 58V59H51ZM125 58V57H124ZM123 58V59H124ZM56 59V60H55ZM61 61V63H60V61ZM86 59V60H85ZM119 59H121L120 58V56H119ZM122 59V60H123ZM212 59V60H211ZM216 59V60H215ZM220 59V60H219ZM15 60V61H14ZM85 60V61H84ZM89 60V61H88ZM121 60V61H122ZM211 60V61H210ZM218 60H219V62H218ZM11 61H13V62H11ZM17 61V59H15L14 57H13V59L12 58H10V62L11 63H13L14 64V62H16ZM56 61H59V62H56ZM63 61H65L66 63H67V65L63 62ZM170 61V60H169ZM81 62V63H80ZM164 62H166V61H164ZM163 62V63H164ZM213 62V63H212ZM214 62H215V64H217V65H215L214 64ZM17 63V64H16ZM14 65H15V68H14V65L13 64H11V70H18L19 68L21 69L22 67H18L20 64H18V62H16ZM60 63V64H59ZM162 62L160 63V64H157V66H155V69H157V68H159V70L158 71H160V69H162L161 71H160V73L161 72H163V73H159L157 70H156V72L154 73V75L152 76V80H149L150 82L149 83H146V82H144V81H140V83L138 84L139 86L138 87H142L141 85V82H143V85L145 86V87H147V88H151V91L153 90V92L154 91H156V92H154V93H152V92H150V93H152V94H156V93H158V94H156V95H154L155 97H158L160 100L162 99L161 97H163V96H165L164 98V101H166L167 99L169 100V99H173V102H172V100H171V104H170V100L168 101V103H169V105H172V106H169V105H167L168 103L166 102L164 105L162 104V106L160 105V106H156L155 105V103L153 104L152 103V100H151V98L149 97L148 98V96H153L152 94H150L149 93V95L147 94V95H143L141 92H135V94L133 93V95H135V96H132L131 94L130 95H121V97H117L116 99L117 100H122L123 101V99H124V103L125 102H128L127 100H129V106H132V108H134V107H137V109L136 108H134V110H138V111H140V108H141V111L143 110V112H145V108H148V107H150V108H148V109H146V112H147V110H148V113H143V112H141L140 113V115H137L136 116V114L134 115H132V119H133V121H135L134 120V118L136 119V122H137V120L139 121L138 123H137V126L139 125V127H132V126H127V127H130L129 129H128V132L130 133V135H132V137H135L134 136V133H135V135H136V133H137V130H138V132H140V130H147V131H156L155 133H159V131H161L162 133H163V131L165 130L166 131V133H165V131H164V134H168V136H176V138H181V139H185V140H187L188 139V141L191 143V141H192V143L195 145L196 144V146H199V147H201L202 146V148H204V149H207V150H209V151H212V152H214L215 154H217V155H219V156H222V154H223V152H221L222 150L224 151V153L225 152H227V153H225V154H223V156H222V158L224 157L225 159H226V157L229 155V154H231V153H233L232 155H233V157H232V155H231V157H230V155H229V157H227V161L229 162V163H233L234 164V162H236L238 165L239 164H241V165H239L238 166V168H239V172L240 171H243V172H241V175H243V177L245 178L244 179V181H245V186L243 187V190H244V193L245 194H249V196L248 195H246V197L248 196V198H247V201L248 200H250V201H248L247 203L249 204H247V211L245 210L244 212H242V211H239V210H237V208H238V206H240V204H241V201H240V198H238L239 196H238V194H237V190H235L234 188H233V185L232 184H229L228 185V183L226 184L223 180H220L222 177H217V176H215L213 173H215L214 172V170H213V168H212V171H211V169L209 168V170H207L208 168H205V167H203L202 166V164H201V167H200V163L198 164H196L194 161L195 160H193L192 158V162L195 164L194 166L192 165L193 163H191V161L189 160V162L188 163H186V160L184 161V163H183V165L182 166H177V167H179L180 168V170H177L176 171V167L174 166L173 167V170H170L169 168V171H170V178L168 179V178H166L164 175V173L167 171V167H169L168 166V163H169V160L168 159H166V160H163V159H158V158H156V159H154L155 158V156L156 155H154L153 153H148L147 155H145V152L143 151V150H141V148L140 147H138V148H136L137 147V145L135 144V145H132L131 146V144H130V146L131 147H129V139H131L130 137L129 138H127L126 140H124L123 139V141H121V149H122V152H123V154H125V156L128 154V156H129V159H131V161H130V163H131V166H132V169H133V171H134V174H135V176L139 179V181L141 182V181H143L144 179H146L145 177H149V179H148V182H147V179L145 180V181H143V183H141L142 185H143V190H144V197H147L148 196V194L151 192V190H152V188L151 187H153V192L155 191V192H157V194H158V196H160V201H162L163 203L165 202V200H167V199H169L170 200V202H169V205L167 206V208H168V210L166 209V211H164V212H162L161 211V209H160V212L162 213V214H165V213H167V214H171L172 213V215H179V216H184V215H187V213L189 214H193V212H195V209H193L192 207H190L189 205H186L185 204V200H184V198H183V195L184 194H188L190 197H191V195H192V197L191 198H193L194 199V201L196 202V206H201L200 208L201 209H203V211H204V208H205V211L208 209L209 210V207L212 205L211 203H213L212 201H216V203L214 204L213 203V205H214V207H213V205L210 207L211 209H212V211H211V209L207 212L208 214L210 213V215L208 216V214H207V216H206V212L204 211V218L209 222L210 221V223L213 225V226H215V228L217 229V225L218 226H220L221 224H223V223H229L228 225L230 226L231 224L233 225V227H236L237 229H239V230H237V231H239L238 232V235L239 234H242V235H240V237L238 238V236H237V234L235 235V237H234V235H232V234H230V235H232V236H230L229 235V233H227V236L226 237H228V235L230 236L229 237V240L231 239V241H234V240H236V242H237V240H239V239H241V240H244V241H242V242H244V243H242V248L240 249L239 248V254H241L242 255V257L244 256V257H246L247 259H250V258H252L253 259V256H254V253H256L255 254V257H254V259L258 256V254H263L264 252V242H263V240H264V224H263V221H264V219H263V217H264V135H263V137H261L262 136V134H264V132H261V131H259V130H256L257 128H255V125H257L256 127H258V125L259 124H261V125H264V118H262L263 120H261V118H259L258 116H251V115H247L246 117H244L242 120L243 121H247V122H243V121H241V122H236V118L234 117V116H231L232 114H231V112L229 113V111H231V110H228V108H227V106H226V104L224 103V101H223V99H225V97L223 98H221V96L219 97V98H217V94L216 93H214V92H212V90L211 89H206V88H204V89H206L207 91H208V93H206L205 94V92L203 91V92H201V89H199L198 90V88H199V85H195L194 84V82L191 80H189V79H191L189 76V78L186 76V70L185 69H183L182 70V68H180V70H182L183 72H181L180 70H179V67H175L174 66V63H172L171 61L168 63V61L166 62V63H164L163 64ZM219 63V64H218ZM223 63V64H222ZM61 64H64L63 66H61ZM69 64V65H68ZM72 64V65H71ZM142 64V65H141ZM161 64H163V66L161 65ZM167 64V65H166ZM170 64V65H169ZM212 64V65H211ZM13 65V66H12ZM22 65V64H21ZM20 65V66H21ZM66 65V67H67V69H69V71L68 70H65L64 69V66ZM139 65H140V69L138 68V70L140 71V70H145V69H142V67H147V66H154V65H156V64H150L149 65V63H139ZM159 65H161V67L159 66ZM219 65V66H218ZM16 66L18 67V68H16ZM53 66H50L51 68H54ZM72 66V68H69V67H71ZM73 66H75V68H73ZM104 66V67H103ZM166 66V71L164 72V70H163V68ZM217 66V67H216ZM222 66V67H221ZM263 66V67H262ZM76 67H78V68H76ZM168 67L171 69H169V72L167 71L168 70ZM174 67V68H173ZM227 67V68H226ZM13 68V69H12ZM34 68V67H33ZM33 68H31L30 70H34V72H41V73H43L42 72V70L40 69V67L39 66H36L34 69ZM51 68H49L51 71L53 70V69H51ZM59 68V69H60ZM102 68V69H101ZM254 68V69H253ZM38 69V70H37ZM49 69H46L47 71H50ZM73 69H76V72H73V71H70V70H73ZM173 69V70H172ZM255 69H256V71H255ZM263 69V70H262ZM67 71V72H64V71ZM179 70V71H178ZM104 71H106V72H104ZM248 71V72H247ZM38 72V73H39ZM72 74H71V73ZM103 72L104 73H108V74H103ZM127 72V71H126ZM174 72H175V74H174ZM178 72H180V73H178ZM260 72H261V74H260ZM3 73V72H2ZM64 73V74H63ZM70 75H69V74ZM75 73V74H74ZM124 73V72H123ZM159 73V74H158ZM171 73V76L169 75ZM182 73V74H181ZM185 73V74H184ZM259 73V74H258ZM40 74V73H39ZM77 74H78V76H77ZM184 74V75H183ZM8 75V76H7ZM64 75V76H63ZM66 75V76H65ZM75 75H76V77H75ZM103 75H106V76H103ZM9 76H11V74H3L1 77H0V79L1 78H3V79H1V83L3 82V81H6V79H8L7 77H9ZM63 76V77H62ZM129 76V75H128ZM158 76V77H157ZM168 76H170L171 77V79H169L168 78ZM177 76H179V77H177ZM180 76H186V77H184V78H186V81L183 79V78H181ZM5 77H6V79H5ZM122 77H124V79H116L117 81V86L120 84L119 82L121 81V84H120V86H118V87H122L123 85V89H125V87L126 88H128V84L130 85V84H135L136 85V83L137 82H139L138 80H137V82H135L136 80H129V79H131V78H129L128 80L125 78V76H122ZM38 78H41V75H40V77H38ZM153 78H155V79H153ZM158 78H165L164 80L163 79H159V81H158ZM173 78V79H172ZM177 78V79H176ZM179 78V79H178ZM181 78V79H180ZM239 78V79H238ZM71 79H74V81L73 80H71ZM95 79H97L98 80V83L99 84H97V80H95ZM99 79H102V81H99ZM126 79V80H125ZM157 79V80H156ZM153 80H156V81H153ZM171 80H174V82H175V85L177 86V90H178V92L176 91V89H175V85H174V82H172ZM180 80V81H179ZM187 80H188V82H187ZM89 81V82H88ZM91 81V82H90ZM123 81H125V82H123ZM130 81V82H129ZM132 81V82H131ZM152 81V82H151ZM170 81L173 83H170ZM182 81L184 82V83H182ZM93 82V83H92ZM102 82V83H101ZM127 82V83H126ZM155 82H158V83H155ZM168 82V83H167ZM229 82V83H228ZM125 83V84H124ZM170 83V84H169ZM177 83H178V85H177ZM189 83H191L192 85H193V87H192V85H190ZM90 86H89V85ZM101 84V85H100ZM149 86H148V85ZM152 84V85H151ZM209 84V85H208ZM244 84V85H243ZM122 85V86H121ZM172 85H174V86H172ZM205 85L206 86H208L209 88L210 87H212V85L208 82V81H206L205 82ZM211 85V86H210ZM230 85V86H229ZM80 86V87H79ZM87 86H89V87H87ZM155 86V87H154ZM174 87V89L172 88V87ZM3 87H4V89H6V88H9V87H11V88H9V89H6L5 91H4V89H3ZM12 87H16V86H14V84H8V83H6V85L5 86H2V88L0 87V91H2L3 93L5 92V98L7 99V100H10V101H12V99L14 100V99H16V96L19 98L20 97V93L22 92H18V89H12ZM152 87H154L155 89H153ZM194 87H197L196 89L194 88ZM261 87V88H260ZM89 88V89H88ZM241 88V89H240ZM3 89V90H2ZM81 89H80V91H81ZM82 89V90H83ZM140 89V88H139ZM259 91H258V90ZM11 91V93L14 95V96H12V94L10 93V91ZM17 90V91H16ZM87 90V91H86ZM96 90H97V95L99 96V98H101L103 95H102V93H101V91H99L100 89H97L96 88ZM15 92V93H14ZM18 92V93H17ZM68 92V91H67ZM85 92H84V94H85ZM99 92V93H98ZM175 92H176V94H175ZM6 93H8V94H6ZM25 93H27V92H25ZM50 92H47V95L46 96H50V94H49ZM64 93V92H63ZM63 93H59L58 92V95H55V96H50L51 98L53 97L54 98V100H58V99H62V102L64 101L65 103H67V104H71L72 105V103H73V105H75L74 107H78V108H80V107H83V106H85V105H87V104H84L83 105V103L82 102H77V101H74V102H72V100L71 99H69V96H68V94H63ZM140 95H139V94ZM174 95H176V96H174ZM214 93V94H213ZM10 94H11V97H10ZM17 94V95H16ZM41 94H43V93H41ZM162 94V96L160 97V95ZM171 94L176 98V100H174L175 98L174 97H172L171 96ZM204 94V95H203ZM212 94L214 95V96H212ZM224 94V93H223ZM9 95V96H8ZM45 94H43L42 96H44ZM65 95H66V97H65ZM139 95V96H138ZM159 95V96H158ZM171 97H170V96ZM217 95V96H216ZM8 96V97H7ZM101 96V97H100ZM123 96V97H122ZM129 98H128V97ZM140 96H141V98H140ZM143 96V97H142ZM208 96V97H207ZM14 97V98H13ZM56 97V98H55ZM64 97V98H63ZM125 97H127V98H125ZM134 97V98H133ZM144 97L146 98V99H144ZM167 97H169V98H167ZM210 97H213V98H210ZM118 98H120V99H118ZM133 100H132V99ZM102 99H103V97H102ZM127 99V100H126ZM113 100H115V98H113ZM132 100V101H131ZM147 100V101H146ZM159 100V101H160ZM221 100V101H220ZM66 101H68V102H70V103H68V102H66ZM58 102H60V100H58ZM117 102V101H116ZM116 102H114V103H116ZM160 102H163V99L160 101ZM175 102V103H174ZM177 102V103H176ZM178 102H180V104L178 103ZM75 103V104H74ZM82 103V104H81ZM131 103V104H130ZM172 103H174V104H172ZM80 104V105H79ZM185 104V105H184ZM80 107H79V106ZM138 106H139V109H138ZM155 106V107H154ZM163 106H165L164 108H163ZM175 106V107H174ZM181 106V107H180ZM151 107H152V109H151ZM161 107H162V109H163V113H161L160 114V109H161ZM177 107V108H176ZM264 107V106H263ZM84 108V107H83ZM166 108V110L168 109V110H170V111H166V112H164L165 109ZM170 108H172V109H170ZM85 109V108H84ZM116 109H118L117 107L115 108V113H116V115L117 116H120V115H127L128 113H124V112H122V110L120 111V110H116ZM149 109H150V111H151V113H150V111H149ZM156 109V110H155ZM174 109H175V114H174ZM179 110V111H177V110ZM172 110V111H171ZM119 111V112H118ZM152 111H153V113H152ZM176 111H177V114H176ZM182 111V112H181ZM191 111V112H190ZM118 112V113H117ZM120 112H121V114H120ZM158 114V116L156 115V117H157V120H154V119H150V114L152 115H155L156 113ZM183 112H186V113H183ZM143 113V114H142ZM150 113V114H149ZM168 115H166V114ZM183 113L184 115H181V114ZM189 113V114H188ZM118 114H120V115H118ZM163 114V118H160L159 117V115H162ZM171 114H173L172 116H171ZM180 114V115H179ZM142 115V116H141ZM147 115V116H146ZM165 115V116H164ZM171 117H170V116ZM230 115V116H229ZM127 116H131V115H127ZM126 116V117H127ZM138 116H139V118H138ZM144 116V117H143ZM147 117V119H146V117ZM174 116H176V117H174ZM178 116L181 118V119H179L178 118ZM191 116V117H190ZM251 116V117H250ZM140 117H141V119H140ZM145 119V121L143 120V118ZM149 117V118H148ZM152 117V116H151ZM172 117H174V118H172ZM184 117H186V118H184ZM9 118H10V116H9ZM184 118V119H183ZM192 118V119H191ZM252 118V119H251ZM254 118V119H253ZM258 118V119H257ZM4 120H6L5 121V123H2V125L4 126L5 125V129L3 128V126H2V130L4 129V131H2L4 134H5V136L6 137H8L9 135H11V136H9L8 138L9 139H11V140H14V138H12L13 137V135L11 134V133H13L12 131H11V127H10V123H8V121H9V119H8V116L6 117V119L5 118H3ZM8 119V120H7ZM150 119V121H148ZM156 119V118H155ZM160 119H161V121H163L162 123H161V121H160ZM169 121H171V122H168V120ZM172 119V120H171ZM183 119V120H182ZM186 119V120H185ZM233 119H235L234 121H233ZM250 119V120H249ZM151 120H152V122H151ZM167 121V122H165V121ZM177 120V121H176ZM182 120V121H181ZM189 120V121H188ZM253 120H254V122H253ZM158 121L161 123H158ZM185 121V122H184ZM4 122V121H3ZM144 122H146L145 124H144ZM149 122V123H148ZM191 122V123H190ZM128 123V122H127ZM155 123V124H154ZM157 123V124H156ZM185 123V124H184ZM236 123H238V125L236 124ZM239 123H241V124H239ZM250 123L252 124V125H250ZM254 123V124H253ZM263 123V124H262ZM8 124V126H6ZM153 124V125H152ZM234 124H236V125H234ZM142 125V126H141ZM150 126V128H149V126ZM157 127H156V126ZM161 127H160V126ZM165 125V126H164ZM168 125V126H167ZM172 125V126H171ZM200 127H199V126ZM205 125V126H204ZM232 125H234V126H232ZM241 125H243V129H241L242 128V126ZM244 125H246V127L244 126ZM162 126H163V128H162ZM236 126V127H235ZM237 126H240V127H237ZM248 126H250V128L248 127ZM142 129H141V128ZM159 127V128H158ZM173 127V128H172ZM175 127V128H174ZM203 127H205V128H203ZM207 127V128H206ZM233 127H235L236 128V130H238L239 128V131L240 132H243L242 134L241 133H239V132H236V130H235V128H233ZM245 127V128H244ZM254 127V128H253ZM11 128V129H10ZM133 128H134V130H133ZM137 128H140V129H137ZM148 128H149V130H148ZM151 128L152 129H154V130H151ZM165 128V129H164ZM170 128V129H169ZM199 128H200V130H199ZM251 128H253V130H251ZM137 129V130H136ZM164 129V130H163ZM173 129V130H172ZM232 129L234 130L232 133H231V131H232ZM248 129V130H247ZM255 129V130H254ZM9 130V131H8ZM131 130H133V133H132V131ZM135 130H136V132H135ZM169 130H170V132H169ZM201 130H203V131H201ZM206 130H207V132H206ZM248 132V134H247V132ZM7 131V132H6ZM251 131H252V133H251ZM160 132V133H161ZM168 132V133H167ZM201 132H203V133H201ZM205 132V133H204ZM213 132V133H212ZM260 134H259V133ZM3 133H2V135H3ZM10 133V134H9ZM9 134V135H8ZM68 134H70V135H68ZM193 134V135H192ZM215 134V135H214ZM258 135H260V136H258ZM43 136V135H42ZM42 136H40V138L38 137H36V139H39L40 141H45L44 143H46L47 144V147L49 146V144H50V153H49V155H53V154H55L56 152H57V150H55L56 148H54V146H52V142H53V140H51V139H47L48 137H46V139L44 138L43 139V137ZM70 136V137H69ZM73 136V137H72ZM184 136V137H183ZM63 137H65V136H63ZM72 137V138H71ZM76 137V138H75ZM218 139V140H216V138ZM224 137V138H223ZM233 138L232 140H236L237 141V144H236V146L235 147H230V148H232L231 150V153H230V148H229V144L227 145L226 144V142L225 141H227L228 140V138ZM235 137H237V138H235ZM255 138V140H254V138ZM261 137V138H260ZM18 137H16L15 139H17ZM49 138H51V137H49ZM66 139H67V141H68V139H69V141L71 142V144H70V146L71 145H73L74 143V145H73V148L72 149H74L75 151H78L77 149H82V150H80V151H78V152H80V153H82L83 152V154L87 157H89L90 155L92 156H90L92 159H93V157H94V160H98V161H100V163H101V161H102V163H103V159L107 156L106 154H104V153H99V154H97L98 152H100V150H99V146H96V145H93V143H91V141H87V140H84V138H82V137H79V136H74L72 133H66V137H65ZM73 138H75L76 140L73 142ZM77 138H78V141H77ZM216 141V143H214L215 141L213 140V139ZM225 138H227V139H225ZM235 138V139H234ZM258 138H259V140L260 139H262V141L263 142H261V140H260V142H258L259 140H258ZM70 139H72V140H70ZM47 140H49V141H47ZM52 142H51V141ZM230 140V139H229ZM232 140H230V141H232ZM238 140H241V141H238ZM254 140V143L252 144L251 143V141H253ZM83 141V142H82ZM87 141V142H86ZM127 141V142H126ZM219 141H222V142H219ZM224 141V142H223ZM235 141V142H236ZM70 142H67V143H70ZM217 142L218 143H220L221 145H217ZM255 142H257V143H255ZM81 143V144H80ZM87 143V144H86ZM125 143V144H124ZM191 143V144H192ZM222 143H224L223 145L224 146H222ZM227 143H228V141H227ZM78 144H80L81 146L80 147H77L76 149H75V145L76 146H78ZM125 146H124V145ZM254 144H256V145H254ZM262 144V145H261ZM88 145V146H87ZM91 145V146H90ZM93 145V146H92ZM129 147H127V146ZM217 146V147H215V146ZM242 145V146H241ZM254 147H253V146ZM52 146V147H51ZM222 146V147H221ZM260 146H261V148H260ZM87 147V148H86ZM89 147V148H88ZM93 147V148H92ZM96 147V148H95ZM98 147V148H97ZM132 147H134L135 149H133ZM223 147H225V148H223ZM248 147V148H247ZM257 148L256 150H253L252 148ZM30 148V150L29 151H32L31 150V147H29ZM128 148V149H127ZM219 148V149H218ZM221 148H223V149H221ZM250 148V149H249ZM259 148L261 149V150H259ZM52 149H53V151H52ZM95 149H97V150H95ZM130 149V150H129ZM140 151L141 150V152H139L138 150ZM221 149V150H220ZM126 150V151H125ZM135 151V153H133L134 151ZM137 150V151H136ZM129 153H131V154H129ZM55 152V153H54ZM126 152V153H125ZM138 152V153H137ZM144 152V153H143ZM38 153V152H37ZM61 152H59V154H60ZM86 153V154H85ZM234 153L236 154V158H234L235 156H234ZM58 153H57V155H59ZM62 154V153H61ZM82 154V155H83ZM100 154H103V155H100ZM140 156H139V155ZM228 154V155H227ZM256 154V155H255ZM81 155V154H80ZM144 155L146 156V157H144ZM149 155V156H148ZM151 155V156H150ZM152 155L154 156V157H152ZM48 156V155H47ZM104 158H103V157ZM138 156V157H137ZM252 156V157H251ZM89 157V158H90ZM96 157V158H95ZM131 157V158H130ZM143 157V158H142ZM150 159H149V158ZM251 157V158H250ZM23 159H22V163L20 162V165H21V169H20V171L19 170H17V171H19L18 173H19V175L22 173V175H23V171H24V173L28 176H26L25 177V174L23 175V179L22 180H20V181H22V184H23V189L24 190H26V192L27 193H25V194H27V196L28 197H30V198H32V199H34V201L36 202L38 199V201L36 202V205H40V204H38V202L39 203H42L41 204V206L42 207H39V208H45V206H47L48 208L50 207V208H53L54 207V205H56V203L58 204L59 202H60V200L64 203V201H65V203H67V205H66V207H67V209H68V211H70L69 212V215H70V221H72L71 223H74V224H72V225H74V226H72L73 228H75V229H73L72 227V229H70V231H71V234H72V236H71V234H70V237H72V240H76L78 243L80 242L81 244H83V245H81V244H79V246L80 247H82V249L84 248V253H82V254H85L86 253V251H88V250H90L89 248H87V246H90V242H94V241H96V240H94V239H100L101 237H100V233H101V236H102V233L104 232V230H105V228H104V225L107 227V225L110 223V220L108 219L109 218V216L110 215H112L111 217L113 218V217H115V220L114 219H112L114 222H116V220L118 221V220H123V217L125 218V214L123 213V211L122 210H118V208H115V206L112 204V202L111 201H109V199H107L106 197H105V195L103 194V192H101V188L102 187H104V185L103 184H105V182L102 180L101 181V178L99 177L100 175H99V172L98 171H95V170H92L91 171V169L89 168V166L86 168V165L87 164H84V163H81V162H78L79 160H77L76 162H75V160H72L73 162H71L69 165H67L66 164V166L67 167H69L68 169H70L72 166V169L71 170H69V171H73L74 169H81L82 168V166H83V168L81 169V173H78V172H80L79 170H78V172H76L77 170H74L73 171V173L75 172L76 174H79V175H77L75 178L74 177H70V179H67V180H72L73 178V181L72 182H65V181H63V179H62V175L60 174V172L55 168L56 166L54 165V166H52L53 164H51V162H48L49 160H48V157H46V154L44 155V157H43V155H42V157L41 158H44L43 160L45 161V163L44 164H42L41 166H39V170L37 169H35V168H38V167H36L35 165H33L32 163V159L31 158H29L28 156H25V158L27 159L28 158V160H26L24 157H22ZM37 158V157H36ZM47 158V160L48 161H46L45 159ZM60 158V157H59ZM58 158V159H59ZM100 158V159H99ZM102 158V159H101ZM145 158V159H144ZM147 158V159H146ZM154 159V161L152 162V160ZM232 158V159H231ZM235 159V161H233L234 159ZM250 160H249V159ZM24 159H25V161H24ZM29 159H31V160H29ZM61 159V158H60ZM189 159H190V157H189ZM239 159V160H238ZM246 161H245V160ZM247 159H248V161L250 162V164H253V165H250V168H249V162L247 161ZM146 160V161H145ZM149 160V161H148ZM156 160H159V162H160V164H159V162L158 161H156ZM163 160V161H162ZM243 160V161H242ZM30 163H29V162ZM51 161V160H50ZM167 162V163H165V162ZM183 161V160H182ZM205 161H207V160H205ZM232 161V162H231ZM26 162V163H25ZM162 162H164L163 163V165H162ZM248 163V164H245V163ZM46 163H47V167L46 166H44L43 167V165H46ZM73 163V164H72ZM212 163V162H211ZM244 163V164H243ZM35 164V163H34ZM49 164V165H48ZM82 164V165H81ZM245 165V166H243V165ZM257 166H256V165ZM20 165H18L17 166V168L19 169L20 168ZM32 165V166H31ZM184 165H189L188 166V168H189V170H188V168H187V171H186V167L187 166H184ZM198 165V167L196 168V166ZM209 165V164H208ZM235 165V164H234ZM259 165L261 166V167H259ZM24 166V167H23ZM51 166V167H50ZM163 166V167H162ZM164 166H165V168H164ZM185 167V169H184V167ZM244 167V168H242V167ZM247 166V167H246ZM34 167V168H33ZM146 167V168H145ZM162 169H161V168ZM192 167H194V168H192ZM200 167V168H199ZM203 167V168H202ZM209 167H210V165H209ZM246 167V168H245ZM253 167H258L257 168V170H256V168H255V170L253 171ZM43 169V170H41V169ZM46 168V169H45ZM52 168V169H51ZM89 168V169H88ZM165 170H164V169ZM175 168V169H174ZM179 168H177V169H179ZM260 168V169H259ZM35 169V170H34ZM45 169V170H44ZM48 169V170H47ZM190 169H192L191 171H190ZM202 169V170H201ZM245 171H244V170ZM247 169V170H246ZM249 169V170H248ZM251 169H252V171H251ZM23 170V171H22ZM28 170V172H25V171H27ZM41 170V171H40ZM56 170V171H55ZM159 170V171H158ZM163 172H162V171ZM182 170H185V171H183L182 172ZM203 170H205L204 172H203ZM206 170H207V172H206ZM262 170H263V172H262ZM43 171V172H42ZM55 171V172H54ZM87 173H86V172ZM91 171V172H90ZM168 171V172H169ZM173 171V172H172ZM190 171V172H189ZM41 172V173H40ZM59 172V173H58ZM83 172V173H82ZM94 172V173H93ZM161 172H162V174H161ZM174 172H177V174H178V172H179V176L175 173V175H174ZM210 172H211V174H210ZM213 172V173H212ZM27 173H29V175L27 174ZM32 173H34V174H32ZM173 173V174H172ZM188 173V174H187ZM243 173V174H242ZM249 173V174H248ZM261 173H263L262 174V176L263 177H261ZM31 174H32V176H31ZM83 174V175H82ZM164 174V175H163ZM213 174V175H212ZM258 174V175H257ZM22 175L20 176V178L22 177ZM71 175V174H70ZM145 175V176H144ZM177 175V176H176ZM211 175V176H210ZM245 175V176H244ZM249 175V176H248ZM251 175V176H250ZM39 176V177H38ZM99 178H98V177ZM158 176V177H157ZM162 178V179H159L160 177ZM163 176H164V178H166V179H163ZM173 176V177H172ZM181 176V177H180ZM215 176V177H214ZM256 176V177H255ZM33 180V182H31L32 180L30 179V178ZM141 177V178H140ZM176 177H178L177 179H176ZM214 179H213V178ZM217 177V178H216ZM255 177V178H254ZM26 178V179H25ZM36 178V179H35ZM38 178V179H37ZM144 178V179H143ZM151 178H152V180H151ZM173 178V179H172ZM175 178V179H174ZM253 179L254 181H251L250 179ZM258 178H259V180H258ZM157 180V181H155V180ZM167 179H168V181H167ZM171 179V180H170ZM256 179V180H255ZM25 180H27V181H25ZM35 180H37V181H35ZM45 180V181H44ZM76 180V182L73 184V182ZM159 180V181H158ZM165 180V181H164ZM250 180V181H249ZM258 180V181H257ZM262 180H263V182H262ZM40 181V182H39ZM151 181V182H150ZM166 181H167V184H166ZM247 181V182H246ZM260 181V182H259ZM23 182H26V183H23ZM38 184H37V183ZM104 182V183H103ZM146 182L148 183V184H146ZM155 182V183H154ZM161 182V183H160ZM223 182H224V186L222 185L223 184ZM257 182H259L258 184H257ZM31 183V184H30ZM36 183V184H35ZM154 183V184H153ZM165 183V184H164ZM40 184V185H39ZM150 184H152V186L150 185ZM162 184V185H161ZM228 185V186H226V185ZM42 185H44L43 187H42ZM69 185L71 186V187H69ZM148 185H150V187L148 186ZM166 185V186H165ZM33 187V186H36V188L35 187H33V188H31L30 189V187ZM39 186V187H38ZM67 186V187H66ZM145 186V187H144ZM148 188H147V187ZM155 186H156V188H155ZM28 189H27V188ZM230 187V188H229ZM26 188V189H25ZM39 188L42 190V188H43V190L42 191H44V189H45V191L44 192H42L41 193V191L39 190ZM100 188V189H99ZM146 188H147V190H146ZM29 189H30V192L28 193V191H29ZM150 189V190H149ZM166 189H168L166 192H167V194H169V195H167L166 194V192L164 191V190H166ZM170 189V190H169ZM232 189H234V191H232ZM100 190V191H99ZM149 190V191H148ZM176 190H177V192H176ZM32 191H34L33 193H32ZM159 191V192H158ZM165 192V193H163V192ZM172 191H175V192H172ZM39 194H37V193ZM147 192V193H146ZM161 192V193H160ZM17 193H19V192H17ZM32 193V194H31ZM41 193V194H40ZM29 194V195H28ZM43 194V195H42ZM172 196H174L173 197V200H172V197H171V195ZM175 194H176V196H175ZM183 194V195H182ZM224 194H225V196H224ZM227 194V195H226ZM236 194H237V196L238 197H236ZM30 195H33V197L32 196H30ZM45 195V196H44ZM165 195V196H164ZM40 197V198H38L37 199V197ZM227 196H228V198H227ZM250 196H251V199H250ZM252 196H254V197H252ZM62 197V198H61ZM103 197V198H102ZM170 197V198H169ZM236 197V199L237 200H235L234 198ZM42 198V200H40ZM218 198V199H217ZM221 200H220V199ZM226 198V199H225ZM37 199V200H36ZM50 199V200H49ZM197 199V200H196ZM228 199V200H227ZM232 199H234V200H231ZM255 199V200H254ZM57 200H59V201H57ZM172 200V201H171ZM184 200V201H183ZM220 200V201H219ZM239 200V201H238ZM258 202H257V201ZM47 201V202H46ZM53 201V202H52ZM56 201V202H55ZM147 201V200H146ZM146 201H145V203H146ZM224 201V202H223ZM227 201V202H226ZM238 202V204H237V202ZM256 201V202H255ZM14 202H16V201H14ZM45 202V203H44ZM55 202V203H54ZM109 202L111 203V204H109ZM149 202V201H148ZM174 203V204H172V203ZM198 202V203H197ZM219 202V203H218ZM235 202V203H234ZM240 202V203H239ZM51 203V204H50ZM53 203H54V205H53ZM64 203V204H65ZM211 205H210V204ZM233 203H234V205L235 206H237V207H234L233 206ZM253 205H252V204ZM49 206H48V205ZM146 204H149V203H146ZM172 204V205H171ZM250 204H251V206H250ZM45 205V206H44ZM216 205H218V207L216 206ZM204 206V207H203ZM223 206V207H222ZM203 207V208H202ZM231 207H233V208H231ZM214 208V209H213ZM222 209V210H220V209ZM236 208V209H235ZM249 208H250V210H249ZM255 209V212L258 214L259 213V215H261V213L263 214V216H262V221H260V219H252V218H249V217H246L247 216V214L246 213H248L249 211H254V209ZM115 209V210H114ZM189 209H191V212H188V210ZM218 209V210H217ZM234 211H233V210ZM110 210V211H109ZM194 210V211H193ZM237 210V211H236ZM249 210V211H248ZM118 211V212H117ZM168 211V212H167ZM190 211V210H189ZM215 213H214V212ZM237 213H236V212ZM115 212V213H114ZM212 212H213V214H212ZM220 212H222V213H220ZM234 212V213H233ZM240 212V213H239ZM246 212V213H245ZM261 212V213H260ZM123 213V214H122ZM176 213V214H175ZM196 213V212H195ZM237 214V216H236V214ZM239 213V214H238ZM245 213V214H244ZM110 214V215H109ZM223 214V215H222ZM241 214H243V215H241ZM239 215V216H238ZM246 215V216H245ZM102 216H105L107 219L105 220V221H103L102 222V220H104L105 219V217H102ZM122 216V217H121ZM221 216H222V218H221ZM207 217V218H206ZM218 217V218H217ZM101 218V219H100ZM103 218V219H102ZM119 218H121V219H119ZM209 218V219H208ZM214 218H216L215 220H214ZM219 218H221V219H219ZM224 218H226V219H228V221L225 219L224 220ZM234 218H235V220H234ZM244 218H247V220H249V221H246V222H248V223H246L245 221H244ZM127 219V217L123 220V223H126V220ZM232 219L234 220L233 222L235 223V224H233V222H230V221H232ZM251 219V220H250ZM107 220H109V223H108V221ZM122 220H121V223H122ZM218 220H220V222H217ZM224 220V221H223ZM230 220V221H229ZM107 221V222H106ZM125 221V222H124ZM212 221V222H211ZM215 221V222H214ZM252 221V222H251ZM214 222V223H213ZM246 223L245 225L244 224H242V223ZM253 225H250L252 228H250V230H252V231H250V230H248L249 228L248 227H250L249 225H247V224H250V223ZM61 223H63L64 224V222H61ZM102 223H104V224H102ZM105 223H108V224H105ZM117 223H120V221L119 222H117ZM215 223H216V225H215ZM225 223V224H226ZM65 224H66V222H65ZM64 224V225H65ZM68 224H69V222H68ZM100 224H102V225H100ZM237 224V225H236ZM261 224H263V227L261 226ZM235 225V226H234ZM239 225V226H238ZM243 225V226H242ZM103 228H102V227ZM239 228H238V227ZM242 226V227H241ZM100 227V229H98ZM240 227H241V229L243 228V230H241L240 229ZM246 227V228H245ZM78 228V229H77ZM91 228H92V231H91ZM97 228V229H96ZM254 228H256L255 230H257V231H259V232H257V231H254ZM258 228V229H257ZM260 228V229H259ZM263 230H262V229ZM83 229V230H82ZM102 229H104V230H102ZM77 230H79L80 232H81V234H82V238H80V239H86V240H80L79 239V233L77 232ZM101 230H102V232H101ZM241 230V231H240ZM247 230V231H246ZM261 230V231H260ZM106 232H107V229H106ZM251 232H252V234H251ZM255 232V233H254ZM261 232H263V233H261ZM92 233V234H91ZM95 233V234H94ZM260 233L262 234L261 235V237H260ZM78 234V235H77ZM80 234V235H81ZM97 234H98V236H97ZM249 234V235H248ZM91 235V236H90ZM74 236V237H73ZM77 236V237H76ZM93 236V237H92ZM257 236V237H256ZM263 236V237H262ZM92 239H91V238ZM233 237V238H232ZM238 239H237V238ZM243 239H242V238ZM75 238V239H74ZM89 240H88V239ZM94 238V239H93ZM97 239V240H98ZM263 239V240H262ZM91 240V241H90ZM94 240V241H93ZM239 242V245H241V242H240V240L238 241ZM246 243V244H245ZM86 246H85V245ZM243 244L244 245H246L247 246V248H245L244 246H243ZM253 244V245H252ZM256 244L259 246V247H261V249L260 248H258V246H256ZM249 246V247H248ZM256 246V247H255ZM243 247L245 248V250H243ZM251 247H252V249H251ZM256 248H257V252H256ZM262 248H263V250H262ZM86 249H88V250H86ZM248 251H247V250ZM86 250V251H85ZM242 250V251H241ZM251 250V251H250ZM259 250V251H258ZM243 251H244V253H243ZM246 251H247V254H246ZM253 251V252H252ZM242 252V253H241ZM250 252H252V253H250ZM260 252V253H259ZM248 253H250V254H248ZM248 255V256H247ZM251 255V256H250ZM259 255V256H260Z\"/></svg>", "mask_w": 264, "mask_h": 264}]
</instances>
